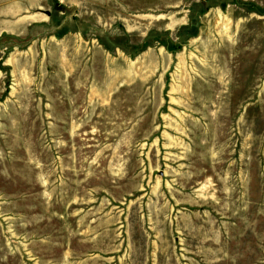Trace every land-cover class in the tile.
Masks as SVG:
<instances>
[{"label":"rangeland","instance_id":"1","mask_svg":"<svg viewBox=\"0 0 264 264\" xmlns=\"http://www.w3.org/2000/svg\"><path fill=\"white\" fill-rule=\"evenodd\" d=\"M0 264H264V0H0Z\"/></svg>","mask_w":264,"mask_h":264}]
</instances>
